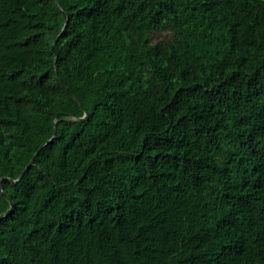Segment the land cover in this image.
<instances>
[{
  "label": "trees",
  "instance_id": "16d2710c",
  "mask_svg": "<svg viewBox=\"0 0 264 264\" xmlns=\"http://www.w3.org/2000/svg\"><path fill=\"white\" fill-rule=\"evenodd\" d=\"M0 187V264H264V0H0Z\"/></svg>",
  "mask_w": 264,
  "mask_h": 264
},
{
  "label": "water",
  "instance_id": "95a60500",
  "mask_svg": "<svg viewBox=\"0 0 264 264\" xmlns=\"http://www.w3.org/2000/svg\"><path fill=\"white\" fill-rule=\"evenodd\" d=\"M66 18H67V16H66ZM67 19H68V18H67ZM67 25H68V22H66V24H65V26H64V28H63V32L66 30ZM63 32L61 33V35L63 34ZM61 35H59V36L57 37V39L55 40V42L53 43V50H55V44H56V42L60 39ZM58 76H59L61 82H62L63 84H65L64 81H63V79H62L61 76L59 75V73H58ZM87 117H88V113L85 114V117H84V118H87ZM54 126H55V132H54V136H53L52 140H54V139L56 138V136H57V126H58V125H57V122H55V125H54ZM52 140H50L49 142H47L44 146H46L47 144H49ZM44 146H43V147H44ZM43 147H42V148H43ZM38 153H39V152H38ZM38 153H36L35 157H34L33 160L31 161V163L26 167L25 171L23 172V174L21 175V177L19 178V180L25 175V173H26V172L30 169V167L33 165V162H34L36 156L38 155ZM0 188H1V187H0ZM1 190H2V189H1ZM2 192H3V190H2ZM3 194L5 195L4 192H3ZM12 211H13V205L11 204V209L8 211L7 215L10 214Z\"/></svg>",
  "mask_w": 264,
  "mask_h": 264
},
{
  "label": "rangeland",
  "instance_id": "374dc122",
  "mask_svg": "<svg viewBox=\"0 0 264 264\" xmlns=\"http://www.w3.org/2000/svg\"><path fill=\"white\" fill-rule=\"evenodd\" d=\"M158 37L157 38H165L167 35L166 34H157Z\"/></svg>",
  "mask_w": 264,
  "mask_h": 264
}]
</instances>
